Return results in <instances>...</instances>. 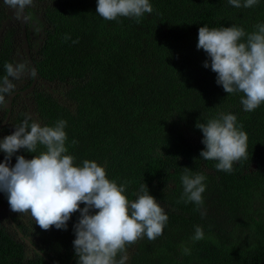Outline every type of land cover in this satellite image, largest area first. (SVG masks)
<instances>
[{
	"label": "trees",
	"instance_id": "16d2710c",
	"mask_svg": "<svg viewBox=\"0 0 264 264\" xmlns=\"http://www.w3.org/2000/svg\"><path fill=\"white\" fill-rule=\"evenodd\" d=\"M149 2L153 12L137 23L104 20L96 13L97 0H49L44 18L50 28L33 62L39 76L67 88L64 103L48 93L35 96L39 122L67 121V154L74 166L95 161L109 180L131 181L129 200L145 183L165 209L169 219L162 235L127 246V264H264V104L245 112L243 93H225L216 73L203 67L207 54L196 47L204 25L255 31L264 23V0L251 8H235L228 0ZM9 42L0 46V78L13 61ZM219 113L236 115L248 136L247 159L234 162L231 173L199 155L205 146L195 125ZM43 150L16 155L31 159ZM185 167L206 177L200 210L191 202L177 203ZM8 206L0 192V264H77L72 241L78 212L67 230H42L29 214ZM196 225L203 227L200 241L191 239Z\"/></svg>",
	"mask_w": 264,
	"mask_h": 264
},
{
	"label": "clouds",
	"instance_id": "9594fccd",
	"mask_svg": "<svg viewBox=\"0 0 264 264\" xmlns=\"http://www.w3.org/2000/svg\"><path fill=\"white\" fill-rule=\"evenodd\" d=\"M235 8H251L258 0H228ZM4 6L21 16L33 0H3ZM149 0H97L96 13L104 20L132 18L137 23L145 13L151 14ZM246 33L242 27L198 29L197 49L208 59L203 67L216 73V84L227 94L243 93L240 103L245 112H252L264 104V23ZM65 39L70 37L65 36ZM78 41H73L77 43ZM6 75L0 78V106L22 79L27 68L23 63H6ZM32 108V107H31ZM67 121L60 119L53 126L42 125L26 114L14 131L0 141L4 161L0 162V192H4L11 211L27 213L42 230L51 227L67 230L73 213H79L73 225L72 241L77 264H127V246L147 237L154 241L162 235L168 215L149 194L145 183L134 193L135 199L125 195L131 181L117 184L109 180L105 168L95 161L84 160L74 166L75 158L67 154ZM202 134L200 158L217 161V170L231 173L234 162L247 159V133L232 113H219L206 123H196ZM77 142L72 141L75 145ZM38 155L25 159L16 153L23 149ZM15 155V164L10 165ZM180 180L183 192L177 203L191 202L200 210L204 204L206 177L185 167ZM81 204L84 206L81 207ZM206 215L201 211V217ZM193 241L204 239L203 227L194 226ZM185 255L190 249L183 248Z\"/></svg>",
	"mask_w": 264,
	"mask_h": 264
},
{
	"label": "flooded vegetation",
	"instance_id": "af4514ba",
	"mask_svg": "<svg viewBox=\"0 0 264 264\" xmlns=\"http://www.w3.org/2000/svg\"><path fill=\"white\" fill-rule=\"evenodd\" d=\"M48 3L49 0H33V5L26 7L21 16H18L4 6L3 0H0V46L10 41L12 63H23L27 68L21 80L13 81L16 83V87L7 96L6 103L3 105V109L0 110V116H2L0 120V141L14 131L12 119L20 116L21 109L30 115L33 120L39 122L34 103L37 94L48 93L61 102L65 100L63 92L66 89V83L42 78L38 75L33 62L35 52L40 50L46 37V30L50 28L49 23L44 18ZM58 83L64 84L61 91L57 89ZM9 98L11 99L10 102ZM29 107H32L31 111L36 117L29 113ZM3 161L4 158L0 156V162ZM14 164L11 160L9 166ZM9 209L10 206H8Z\"/></svg>",
	"mask_w": 264,
	"mask_h": 264
},
{
	"label": "rangeland",
	"instance_id": "374dc122",
	"mask_svg": "<svg viewBox=\"0 0 264 264\" xmlns=\"http://www.w3.org/2000/svg\"><path fill=\"white\" fill-rule=\"evenodd\" d=\"M14 83V82H13ZM14 84H16V83H14ZM63 86H64V84H60V83H58L57 84V89L59 90V91H61L62 89H63ZM66 88H67V86H66ZM61 102V101H60ZM62 103H64V101H62ZM20 116L18 117V118H21V117H23L24 115H25V113L26 112H24V110L23 109H21L20 110ZM17 115V114H16ZM9 211H11V209H9ZM3 213H4V209H2V208H0V221L2 222L3 221ZM24 214H26V216L28 215L27 213H24Z\"/></svg>",
	"mask_w": 264,
	"mask_h": 264
},
{
	"label": "water",
	"instance_id": "95a60500",
	"mask_svg": "<svg viewBox=\"0 0 264 264\" xmlns=\"http://www.w3.org/2000/svg\"><path fill=\"white\" fill-rule=\"evenodd\" d=\"M25 46H26V44H25ZM10 100H11V99L9 98V102H10ZM8 104H9V103H8ZM29 113H30L32 116L36 117L35 114L31 111V107H29Z\"/></svg>",
	"mask_w": 264,
	"mask_h": 264
}]
</instances>
